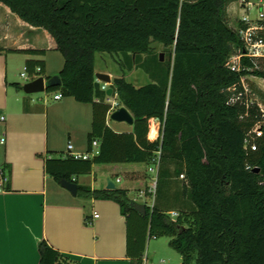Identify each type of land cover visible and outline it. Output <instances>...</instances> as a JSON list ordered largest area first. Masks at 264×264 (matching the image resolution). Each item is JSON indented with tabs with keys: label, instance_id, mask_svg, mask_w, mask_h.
<instances>
[{
	"label": "trees",
	"instance_id": "1",
	"mask_svg": "<svg viewBox=\"0 0 264 264\" xmlns=\"http://www.w3.org/2000/svg\"><path fill=\"white\" fill-rule=\"evenodd\" d=\"M236 1L0 0L55 39L64 57L63 86L50 92L62 90L93 107L90 140L99 142V155L49 159L47 172L55 181L72 182L96 165L150 167L161 151L156 195L162 199L147 206L146 215L132 206L125 189L79 187L81 196L116 201L130 227L139 218L136 237L128 241L132 264H144L148 239L164 237L171 239L182 264H264V114L257 104L249 110L244 103L229 104L243 90V78L264 79V70L249 60L243 65L252 70L237 73L227 67L242 47L227 13ZM154 44L167 51L168 60L161 61ZM103 54L117 56L124 72L142 71L149 78L143 86L114 78L110 87L118 106L134 116L132 133L119 134L107 125L113 106L96 77L97 56ZM38 66L43 76V62L28 61L26 68L34 75ZM151 120L162 125L153 142L148 139ZM258 124L263 130L258 151L247 152V135ZM181 175V190L171 194L174 204L165 185ZM171 212L179 217L173 220ZM39 252V264H70L47 241L39 244Z\"/></svg>",
	"mask_w": 264,
	"mask_h": 264
},
{
	"label": "crops",
	"instance_id": "2",
	"mask_svg": "<svg viewBox=\"0 0 264 264\" xmlns=\"http://www.w3.org/2000/svg\"><path fill=\"white\" fill-rule=\"evenodd\" d=\"M52 51H57V43L48 31L29 25L0 3V264H39L42 241L70 259V264H132L128 241L130 235L136 237L139 218H133L130 227L116 201L91 199L79 192L74 196L47 172L49 159L94 151L91 105L78 103L62 90L47 103L16 86L18 72L22 68L24 72L28 61L44 63L41 77L60 76L62 69L55 75L46 61ZM258 80L248 76L243 83L249 98L264 110V83ZM57 94L62 95L60 100L55 99ZM106 102L118 105V96L113 93ZM119 108L108 114L107 125L119 134L132 133L134 125L111 119ZM152 123L158 124V137L153 140L148 135L153 142L162 125L151 120L149 134ZM148 170L145 164L96 165L92 173L76 175L72 182L78 188L109 191L108 181L116 177V190H127L133 201L134 193L151 178ZM118 179L119 183L125 179V184L119 187ZM143 261L146 264L145 256Z\"/></svg>",
	"mask_w": 264,
	"mask_h": 264
},
{
	"label": "built area",
	"instance_id": "3",
	"mask_svg": "<svg viewBox=\"0 0 264 264\" xmlns=\"http://www.w3.org/2000/svg\"><path fill=\"white\" fill-rule=\"evenodd\" d=\"M239 17L237 19V25L233 27L240 36L242 47L239 49L228 61L227 67L233 72H241L242 69L252 70V68L245 67L243 65L244 60H249L255 65L256 69H260V63H264V0H240L239 2ZM42 69L38 67L34 75H30L27 68H25L22 73V77L25 81L31 82L37 80L41 76ZM244 78L242 79L243 90L238 91L236 88L230 89L235 93L229 100L230 105H237L239 103H244V105L249 110L253 105H256V101L249 98V90L243 83ZM108 84L102 83V89L104 91L108 90ZM62 98L61 94L55 96L56 100ZM117 104L113 105V108L117 107ZM258 106V105H257ZM261 112L264 114V110L261 106H258ZM4 120V117L1 118ZM161 136V130L159 131V138ZM263 137V130L261 124H258L253 131H251L245 141V150L247 152H256L258 151V141ZM158 138V139H159ZM94 151L92 154L86 155H75L76 159H90L99 155V142H93ZM69 150L73 149V146L70 145ZM160 156L161 151L157 152V157L153 160V165L149 167V172L154 175L153 185L150 190L151 193L156 194L157 183H158V172L160 167ZM180 178L185 179V175H181ZM117 182H121V179H118ZM141 195H145L144 192H141ZM173 220H176L179 217V213L171 212L170 213ZM99 216L96 215L95 218Z\"/></svg>",
	"mask_w": 264,
	"mask_h": 264
},
{
	"label": "rangeland",
	"instance_id": "4",
	"mask_svg": "<svg viewBox=\"0 0 264 264\" xmlns=\"http://www.w3.org/2000/svg\"><path fill=\"white\" fill-rule=\"evenodd\" d=\"M252 1V0H251ZM254 1V0H253ZM239 2L240 0H237L236 2L232 3L229 8H227V13L230 20L231 27H235L237 25V19L239 17ZM154 47L156 49V52L158 54L164 55V61L168 60V53L164 50V48L161 45L154 44ZM46 61L48 64V67L52 71L53 74L58 75L61 71V69L64 66V57L59 51H52L49 52L48 56L46 57ZM260 69L264 70V63H260ZM96 71L97 73H108L111 72L113 74V78H121L125 77L128 82L134 83L137 86H143L149 83L148 76L142 72V71H134V72H124L123 68L120 64L119 58L117 56H111L108 54L98 55L97 56V62H96ZM23 72V68L21 72H18V80L20 84L23 86L27 83L24 78L21 77V73ZM51 73V74H52ZM53 75V76H55ZM248 77V76H247ZM252 79H259L258 81L261 83H264V79L255 77V76H249ZM24 95V94H23ZM55 92H43L39 94H34L32 97L35 99H42L43 101L52 102V98L54 97ZM176 167H171V171L173 173V176L175 177L174 169ZM149 171V170H148ZM151 174V178H149L147 186L141 190H139L137 193H134L133 202L144 204L146 207L152 208L156 205V201L160 202L162 199V195L157 197L156 194H153L150 192L152 185H153V177L154 175ZM113 181L116 182V177H113ZM183 180L179 178L173 179L170 181L169 185H165V187H168L170 191L169 193H166V198L168 200H171L172 203H174L172 195L176 194L177 190H181L183 185ZM125 184V179L123 183H119L118 186L121 187ZM176 191V192H175ZM141 192H144L145 195L141 197ZM171 203V204H172ZM175 204V203H174ZM171 208H177V205H171ZM171 239L168 237L164 238H150L147 241V249L145 253V260L146 264H182V257L180 254L175 251L170 246Z\"/></svg>",
	"mask_w": 264,
	"mask_h": 264
},
{
	"label": "water",
	"instance_id": "5",
	"mask_svg": "<svg viewBox=\"0 0 264 264\" xmlns=\"http://www.w3.org/2000/svg\"><path fill=\"white\" fill-rule=\"evenodd\" d=\"M161 61H164V55L163 54H161ZM96 77H97L98 81H100L102 83H106L108 85H112V76L110 74L97 73ZM62 86H63V82H62V79H61L60 76H55V77H52L50 79H47L45 77H40L37 80H34V81L26 83L23 86V91L27 95H34V94L47 92V91H49L51 89L62 87ZM113 93H114V90L112 88H109L107 90V96L108 97H112ZM111 119L113 121H115V122L126 123V124H128L130 126H133L134 123H135L134 116L124 106L119 108V109H117V110H115L111 114ZM61 185L65 189L69 190L74 196L78 195L79 188H78V184L77 183L70 182V181H67V180H62L61 181ZM107 190H109V191L116 190V184L112 180L108 181ZM132 206L139 213H141L143 215H146V210H147L146 205L133 202Z\"/></svg>",
	"mask_w": 264,
	"mask_h": 264
},
{
	"label": "bare ground",
	"instance_id": "6",
	"mask_svg": "<svg viewBox=\"0 0 264 264\" xmlns=\"http://www.w3.org/2000/svg\"><path fill=\"white\" fill-rule=\"evenodd\" d=\"M158 124L152 123L151 125V131L149 134V137L153 140H155L158 137Z\"/></svg>",
	"mask_w": 264,
	"mask_h": 264
}]
</instances>
